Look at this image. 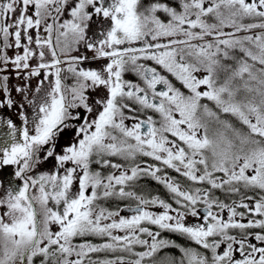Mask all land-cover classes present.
<instances>
[{"label":"snow or ice","instance_id":"6c2138e0","mask_svg":"<svg viewBox=\"0 0 264 264\" xmlns=\"http://www.w3.org/2000/svg\"><path fill=\"white\" fill-rule=\"evenodd\" d=\"M65 11L70 18L62 19ZM93 15L110 23L89 35ZM80 45L108 63L83 67L90 58L71 55ZM9 48L18 50L13 57ZM9 65L24 74L16 92L34 115L30 125L24 118L22 142L9 120L12 143L0 147V165L16 166L22 181L0 194V264H264V0H4L0 73ZM129 72L138 80H126ZM33 77H40L35 89L27 83ZM99 88L107 95L90 103ZM0 92V107L12 108L7 74ZM50 158L56 172L30 174ZM144 176L164 185L172 203L138 193ZM112 198L135 206L99 203ZM189 216L200 222L186 223ZM162 231L204 251L181 247L179 260L167 253L157 260L162 249L178 247L159 238ZM86 237L105 242L74 243ZM98 253L127 255L91 258Z\"/></svg>","mask_w":264,"mask_h":264},{"label":"flooded vegetation","instance_id":"af4514ba","mask_svg":"<svg viewBox=\"0 0 264 264\" xmlns=\"http://www.w3.org/2000/svg\"><path fill=\"white\" fill-rule=\"evenodd\" d=\"M0 1L1 2H4V0H0ZM149 2H150V0H143V3L145 5L148 4ZM89 11H91V9H89ZM67 18H70V17L68 15V12L65 11L64 16L62 17V19H67ZM109 23H110L109 21L103 20L102 18H98L95 15H93V20L90 22L89 35L94 34V33H98L99 29L102 26H105V25H107ZM11 49L14 52H16V49L15 48H11ZM82 54H86L90 58L88 61H86L82 65L85 68L97 69V68L101 67L102 65H105L106 63H108L107 60H102V59H96V60H94V59H91V57L94 55V53L88 51L87 49H85L83 47V45H80L79 46V51H76V52H72L71 53V55H73V56L82 55ZM46 58H50V57H46ZM62 59H63V57H62ZM34 61H36V60H34ZM146 63L151 64L152 62L151 61H148ZM65 67H66V65H65ZM162 74L168 76V73L162 72ZM65 75H68V79L66 80V83L68 85H71L74 82L73 79L71 78L70 74H65ZM16 76H18V75L17 74H11V77H9V84L12 83L14 77H16ZM23 77H24V75L21 76L22 79H24ZM124 78L126 80H131V81H137L138 80V78L134 74H132L130 72L129 73H126ZM39 80H40V77H33L27 83H30L31 88L32 89H35V87L37 86V83H38ZM9 87H10V92L12 94L13 93L12 86L9 85ZM89 95L92 98L90 100V103H91L95 98H97V97H103V96L107 95V93H106V91L103 88H99V89H96L94 91H90L89 92ZM29 98H31V92H29ZM0 99H5V102H6V98H5V96H4V94L2 92H0ZM15 101H16V104H14L12 108L0 107V123H1L0 124V133H1L2 138H4V136H5L8 141L9 140H12L11 139V131L12 130L10 128H8L7 122L9 120H11L15 127L16 126H19L21 124H24V126H20V128L21 127H27V125H25V123H24L25 116L28 117L31 120L32 117H33V115H34V112H33L32 108L30 106H29L30 109L24 110V107L23 108L20 107V101H17V100H15ZM7 110H9L10 112H12V114L7 113L8 112ZM24 111L27 112V114H24ZM77 111H79L81 114H83V109H79ZM148 114H152L153 115V113H148ZM93 115H95V113H93ZM127 122H131V121H127ZM71 138H72V133L69 131L60 140V144L57 147L56 151L59 152L60 151V148L63 145L68 144L71 141ZM41 157H43V154L41 155ZM112 159H113V162L123 163V161H119L116 158H112ZM140 161L146 163V160H140ZM55 164H56V162H55L54 159H51L50 158V159H48L46 161L44 160L43 161V165L37 171L38 172L37 174H40V173H43V172H49L51 174V173L56 172L57 169L55 167ZM92 168H93V170L102 171V173H105V174H107L108 172L113 171L110 168L101 169L100 166L99 165H96V164H93L92 165ZM14 172H15V170L10 169V168H8L6 166L0 169V179H1L2 183H3V185H5V183L8 186H11V184H13V183H15L17 185L20 184L19 183L20 181L17 180V178L14 175ZM172 173H174V171H172ZM167 175L171 176L169 174V172L167 173ZM148 180L154 182L151 185V188H150L153 191H158L161 187L164 186L162 184H159L155 179L149 178L147 176H144V177H142L140 180H138L136 182L137 187H136L135 190L138 193H142V194L148 196V189L145 190L144 188L141 187L142 184L148 183ZM74 191H75V188H74ZM151 196H159V195L150 194L149 197H151ZM159 197L161 198V196H159ZM99 203L101 205L107 207V208H110V209H115L116 207H120V208L123 209V208H126L129 204H131L133 207L135 206V202L134 201L120 200V199H115V198L109 199L107 201L101 200V201H99ZM123 212L124 213H127L126 211H122V213ZM150 227H151V229L153 231H157L158 230V229H155L153 226H150ZM174 235H179V234L174 233ZM159 238L171 240L178 247L162 249L157 254V256L155 257V259H157V260H159L160 258L164 257L166 253L174 256L177 260H179L181 258V256H182V253L179 251V248H181V247H191V248H195V249H197L199 251H204L203 249H200L199 246L195 245L194 242H192L190 240H189V242H186V243L185 242H177L174 237H170V233L165 232V231H162L161 232V236ZM87 239L88 238H86L84 240H87ZM145 239H147V238L145 237ZM138 249H139V251H143L144 250V249H142V248H140L138 246L134 250L136 251ZM105 255H107L110 258L115 257V255H112V254H109V253H98V254H92V257L91 258L92 259H102L103 256H105ZM236 258H239V255L238 256L236 255ZM130 259H134V257H130ZM40 260H41V258H36L35 264H40ZM146 263L147 264H150V262H146ZM49 264H51V262H49Z\"/></svg>","mask_w":264,"mask_h":264},{"label":"rangeland","instance_id":"374dc122","mask_svg":"<svg viewBox=\"0 0 264 264\" xmlns=\"http://www.w3.org/2000/svg\"><path fill=\"white\" fill-rule=\"evenodd\" d=\"M1 2V1H0ZM225 31H231V29H225ZM256 31H260V30H256ZM242 35V34H241ZM6 51V54L8 55V56H10V57H13L15 54H16V52L18 51V50H16V52H14L11 48H9V49H7V50H5ZM34 60H32L31 61V63L33 64V65H35L36 64V61H34ZM257 67H260V65H257ZM5 74H7L9 77H11V74H17L18 76H16V77H14V79H13V81H12V83L11 84H9L10 86H12V89H13V93L11 94V96L15 99V100H17V101H20V104H23L24 105V110H27V109H30L29 108V105L26 103V101L23 99V96H22V94H20V93H17L16 92V87L17 86H24V84L26 83V81L24 80V79H22L21 78V76H23L24 74L23 73H20V74H18L16 71H15V69H13L12 67H11V65H9L8 66V71L7 72H4V73H0V76H2V75H5ZM198 75H203V73H200V74H198ZM168 78H169V80L174 84V86L175 87H177V88H179L181 91H183V92H185L186 93V89H184L183 88V86L180 84V82L179 81H177L174 77H172L170 74H168V76H167ZM21 78V79H20ZM201 103H207L208 105H209V107H211L214 111H217L218 113H219V110L218 109H216V107H215V105H214V103H212V102H210V101H206V100H202L201 101ZM8 112L7 113H9V114H12V112H10L9 110H7ZM17 113V112H16ZM24 114H27V112H25L24 111ZM226 115V114H225ZM153 116H154V118H156V119H159V117L155 114V113H153ZM230 116V115H229ZM231 117V116H230ZM25 118H27L28 119V121H29V125H30V123H31V120L28 118V117H26L25 116ZM178 118V117H177ZM231 118H234V117H231ZM225 119V118H224ZM235 120H236V118H234ZM239 122V121H238ZM126 123H128V124H131L132 122H127L126 121ZM240 123V122H239ZM1 124V123H0ZM29 125H27V127L29 126ZM20 126H24V124H21V125H19V126H16V138L18 139L17 141L18 142H22V140H20L21 139V131H22V129L24 128V127H21L20 128ZM12 143V140H7L6 139V137L4 136V138H2V136H1V133H0V147H3V146H5V144H8V145H10ZM43 153H41V155H42ZM3 158V153L2 152H0V159H2ZM137 160H138V162H141L140 160H146V163H148V164H154V165H156V166H159V167H164L163 165H160L159 164V162H156V161H153V160H151L150 158H148V157H138L137 158ZM43 159H41V163L39 164V165H37L36 166V168L34 169V171L32 172V173H30L31 175H37V171L40 169V167L43 165ZM142 163H145V162H142ZM8 167V168H10V169H13V170H16V166H13V165H0V169L1 168H3V167ZM165 170H170V169H166V168H164V172H165ZM166 173V172H165ZM175 173V172H174ZM167 174V173H166ZM178 174V173H177ZM217 175H219V176H222L223 174L222 173H217ZM148 177V176H147ZM149 178H151V177H149ZM20 183V182H19ZM20 185V184H19ZM3 186V187H2ZM4 187H8V185L5 183V185H3V183H2V181H1V179H0V194H2V191H3V188ZM205 187H207V185H205ZM74 188H75V186H74ZM74 188H73V190H74ZM170 203H172V202H170ZM173 207H176V205L175 204H173ZM150 210H152V211H156V212H159V211H161V209H159V208H152V209H150ZM0 211H3L2 209H0ZM241 211H243L242 209H241ZM121 215H128V213H122L121 212ZM224 215H226V213L224 214ZM198 222H200V221H198L197 220V218H194V217H191V216H189V217H187V219H186V223H188V224H192V223H198ZM245 222H247V221H245ZM154 228H155V226H153ZM156 229V228H155ZM55 230H57L56 229V226H53V231H55ZM152 230V229H151ZM251 231L253 230V229H250ZM254 233V232H253ZM86 238H88L87 239V241L88 242H91V243H95V244H99V243H103V242H105L104 240H102V239H100V238H96V237H86ZM86 238H78L76 241H74V243H80V242H84L85 240L84 239H86ZM145 238V237H144ZM147 238V237H146ZM148 239V238H147ZM250 240H251V242L252 243H254V244H257V243H259V242H257V241H255L254 239H251V237H250ZM136 251H139V249L138 250H136ZM110 254V253H109ZM112 255H127V254H122V253H116V254H112ZM235 255H239V253H235ZM104 258H110V257H108L107 255H105V256H103V258L102 259H104ZM112 258H115V257H112ZM128 258H130V257H128ZM147 264V263H146Z\"/></svg>","mask_w":264,"mask_h":264},{"label":"trees","instance_id":"16d2710c","mask_svg":"<svg viewBox=\"0 0 264 264\" xmlns=\"http://www.w3.org/2000/svg\"><path fill=\"white\" fill-rule=\"evenodd\" d=\"M226 63H231V61H226ZM222 119H229L234 126L241 128L244 131H247L246 126L242 125L241 123L238 122V120H235L234 118H231L229 115H225V114H220ZM166 173L169 172V174L171 175V177H173L174 179H176L178 182H181L184 185H188L190 182L186 181L185 178L181 177L179 174L177 173H172V170H165ZM20 181V180H19ZM154 182L148 180V183L142 184L141 187L144 188L145 190L148 189V196H150V194H156L161 196L162 199H165L167 202H172L170 194L168 193L167 189L163 186L161 187L158 191H153L151 190V185ZM160 184V183H159ZM20 185H22V181H20ZM216 195L219 196L222 200L225 199V196L222 192L217 191ZM230 202V201H229ZM250 232H257L259 231V229H253L252 231L249 230ZM166 232V231H165ZM170 233V237H174L176 239L177 242H189V240L186 237H182L180 235H174V233L168 232ZM236 234V233H233ZM166 237V236H165Z\"/></svg>","mask_w":264,"mask_h":264}]
</instances>
